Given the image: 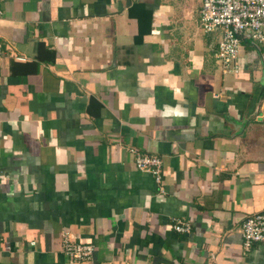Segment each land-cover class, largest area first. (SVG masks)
Wrapping results in <instances>:
<instances>
[{
  "label": "crops",
  "instance_id": "0c3cea01",
  "mask_svg": "<svg viewBox=\"0 0 264 264\" xmlns=\"http://www.w3.org/2000/svg\"><path fill=\"white\" fill-rule=\"evenodd\" d=\"M201 7L3 0L0 264H70L64 240L94 246L78 264H264L241 235L264 212V48L224 74Z\"/></svg>",
  "mask_w": 264,
  "mask_h": 264
},
{
  "label": "built area",
  "instance_id": "2783aa9c",
  "mask_svg": "<svg viewBox=\"0 0 264 264\" xmlns=\"http://www.w3.org/2000/svg\"><path fill=\"white\" fill-rule=\"evenodd\" d=\"M0 0V17L2 16ZM200 28L204 34L218 32L220 39L215 57L222 72L237 73V59L242 41L260 50L264 48V0H202L199 11ZM4 51L0 46V60ZM258 119L264 121V95L258 105ZM134 168L150 174L157 185L162 184V161L156 156L135 154ZM177 233H189V224H175ZM242 249L248 251L252 244H259L264 252V212L250 215L241 224ZM62 251L70 264L91 260L94 246L64 240Z\"/></svg>",
  "mask_w": 264,
  "mask_h": 264
},
{
  "label": "trees",
  "instance_id": "16d2710c",
  "mask_svg": "<svg viewBox=\"0 0 264 264\" xmlns=\"http://www.w3.org/2000/svg\"><path fill=\"white\" fill-rule=\"evenodd\" d=\"M244 43H245V44H248L249 42H247V41H242V44H244Z\"/></svg>",
  "mask_w": 264,
  "mask_h": 264
}]
</instances>
